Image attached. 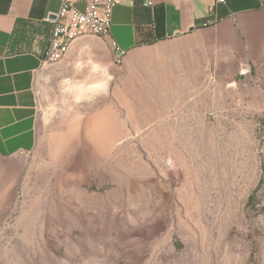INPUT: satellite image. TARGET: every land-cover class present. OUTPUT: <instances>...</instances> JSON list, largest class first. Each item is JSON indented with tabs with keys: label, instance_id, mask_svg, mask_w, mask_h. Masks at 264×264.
Instances as JSON below:
<instances>
[{
	"label": "rangeland",
	"instance_id": "374dc122",
	"mask_svg": "<svg viewBox=\"0 0 264 264\" xmlns=\"http://www.w3.org/2000/svg\"><path fill=\"white\" fill-rule=\"evenodd\" d=\"M44 68L35 147L0 156V264H264V91Z\"/></svg>",
	"mask_w": 264,
	"mask_h": 264
},
{
	"label": "crops",
	"instance_id": "0c3cea01",
	"mask_svg": "<svg viewBox=\"0 0 264 264\" xmlns=\"http://www.w3.org/2000/svg\"><path fill=\"white\" fill-rule=\"evenodd\" d=\"M61 2L0 0V156L35 147L36 82ZM142 2L120 0L107 36L86 28L68 40L66 63L103 79L123 70L144 91L242 92L237 104L264 91V0Z\"/></svg>",
	"mask_w": 264,
	"mask_h": 264
},
{
	"label": "built area",
	"instance_id": "2783aa9c",
	"mask_svg": "<svg viewBox=\"0 0 264 264\" xmlns=\"http://www.w3.org/2000/svg\"><path fill=\"white\" fill-rule=\"evenodd\" d=\"M79 1L81 0H62L58 12L52 19L50 39L43 52L42 63L52 64L56 63V59H63L72 29L95 27L96 34L100 36L109 34L113 9L120 0H83L82 8L76 6ZM142 3L144 6L152 7L154 0H143ZM262 152L264 154V148Z\"/></svg>",
	"mask_w": 264,
	"mask_h": 264
},
{
	"label": "bare ground",
	"instance_id": "6f19581e",
	"mask_svg": "<svg viewBox=\"0 0 264 264\" xmlns=\"http://www.w3.org/2000/svg\"><path fill=\"white\" fill-rule=\"evenodd\" d=\"M88 29L90 30V32L96 34V28L95 27H88ZM82 30L83 29H72V33L68 36V40H71V39L77 37ZM58 60L59 59H56V61H58Z\"/></svg>",
	"mask_w": 264,
	"mask_h": 264
},
{
	"label": "clouds",
	"instance_id": "9594fccd",
	"mask_svg": "<svg viewBox=\"0 0 264 264\" xmlns=\"http://www.w3.org/2000/svg\"><path fill=\"white\" fill-rule=\"evenodd\" d=\"M94 67H96V68H100V66L99 65H96V66H94ZM103 71H107V69L106 68H104V69H102ZM95 87H97V88H102L103 87V85H96ZM77 100H79V97H77Z\"/></svg>",
	"mask_w": 264,
	"mask_h": 264
}]
</instances>
